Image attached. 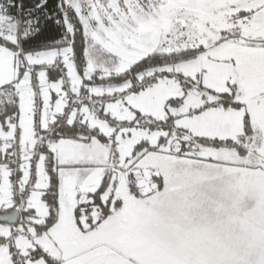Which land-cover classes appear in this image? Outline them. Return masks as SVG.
I'll use <instances>...</instances> for the list:
<instances>
[{
	"label": "snow or ice",
	"instance_id": "obj_1",
	"mask_svg": "<svg viewBox=\"0 0 264 264\" xmlns=\"http://www.w3.org/2000/svg\"><path fill=\"white\" fill-rule=\"evenodd\" d=\"M0 264H264V0H0Z\"/></svg>",
	"mask_w": 264,
	"mask_h": 264
}]
</instances>
